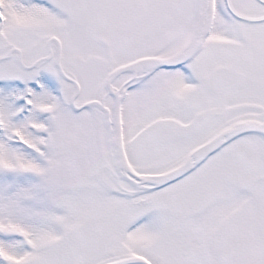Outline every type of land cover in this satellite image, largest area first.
Returning a JSON list of instances; mask_svg holds the SVG:
<instances>
[{
  "label": "snow or ice",
  "instance_id": "snow-or-ice-1",
  "mask_svg": "<svg viewBox=\"0 0 264 264\" xmlns=\"http://www.w3.org/2000/svg\"><path fill=\"white\" fill-rule=\"evenodd\" d=\"M0 264H264V0H0Z\"/></svg>",
  "mask_w": 264,
  "mask_h": 264
}]
</instances>
